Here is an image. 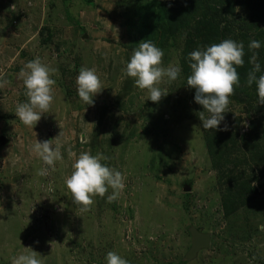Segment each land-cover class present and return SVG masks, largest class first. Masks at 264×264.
Segmentation results:
<instances>
[{
  "label": "rangeland",
  "instance_id": "rangeland-1",
  "mask_svg": "<svg viewBox=\"0 0 264 264\" xmlns=\"http://www.w3.org/2000/svg\"><path fill=\"white\" fill-rule=\"evenodd\" d=\"M164 18L160 0H0V79L9 81L0 87V264L29 246L43 264H106L109 251L129 264H264V176L254 182L252 200L226 216L229 183L213 168L183 69L161 83L169 94L159 103L124 75L132 49L146 39L163 50L164 66H181L187 29L169 34ZM228 19L224 39L261 41L255 50L264 57V8L237 4ZM35 57L57 72L55 100L32 129L15 110L28 99L21 69ZM81 67L94 68L104 88L94 105L78 97ZM254 106L263 110L247 113L245 103L230 97L220 125L237 127L238 139L251 115L264 128V105ZM49 139L63 159L41 176L44 165L31 149ZM82 151L108 156L125 182L116 200L107 201L109 189L93 196L87 211L65 185ZM232 162L227 170L251 171ZM193 230L211 242L189 259Z\"/></svg>",
  "mask_w": 264,
  "mask_h": 264
},
{
  "label": "clouds",
  "instance_id": "clouds-1",
  "mask_svg": "<svg viewBox=\"0 0 264 264\" xmlns=\"http://www.w3.org/2000/svg\"><path fill=\"white\" fill-rule=\"evenodd\" d=\"M260 47L261 41L258 40H252L248 45L250 51ZM163 55V50L151 40H142L138 47L132 49L123 69L124 75L132 78L139 89L147 90L148 100L154 103H159L169 94L167 88L160 86L161 83H171L182 73L179 64L164 66ZM244 56V43L230 38L198 46L188 53L190 73L186 77L185 85L195 90L194 101L203 108V111L199 112V117L204 129L216 130L224 120L234 88L240 86L237 69L245 64ZM257 56L258 53L253 51L249 59L253 67L247 74L246 83L249 87L256 85L257 103L264 105V69ZM56 72L57 69L44 63L40 57L29 60L21 69L20 75L28 99L17 105L15 115L25 126L34 129L43 114L49 113L55 100L56 80L53 76ZM257 73L261 74L257 76ZM7 83L9 81L0 79V87ZM76 84L78 97L87 106L94 105V98L104 89L94 68L81 67ZM60 135L61 132L54 139L58 140ZM54 139L36 140L32 145V152L44 165L38 170L41 176L48 175L55 169L56 162L63 159L59 144L54 143ZM109 159L103 153L92 154L90 151H82L72 164V172L65 178V185L71 193L73 203L79 204L81 211H87L93 203V196L103 198L111 189L106 199L112 202L124 190V176L121 171L107 163ZM26 248L29 251L13 256L11 264H43L41 254L30 246ZM105 260L106 264H129L126 258L114 251H109Z\"/></svg>",
  "mask_w": 264,
  "mask_h": 264
},
{
  "label": "trees",
  "instance_id": "trees-1",
  "mask_svg": "<svg viewBox=\"0 0 264 264\" xmlns=\"http://www.w3.org/2000/svg\"><path fill=\"white\" fill-rule=\"evenodd\" d=\"M237 4L248 5L250 7H263L264 0H160V6L165 12L164 21L167 23V33L175 34L186 32V43L184 55L181 60V67L185 79L190 73L188 64V53L198 46L218 43L226 36V31H230L232 21H228L229 16L234 15ZM228 19V20H227ZM225 23V26L222 24ZM247 24L243 27L249 28ZM245 38V35H243ZM252 41L245 42V64L237 69L240 76V86L234 88L231 98L245 103L247 113L251 110L262 111L263 108L254 106L257 104L256 85L249 87L246 83L247 74L253 65L249 62L253 51L249 50L248 45ZM262 69H264V57L258 58ZM261 73H257L259 76ZM186 81V80H185ZM189 88V87H188ZM191 89V88H189ZM193 93L195 94V90ZM197 109L203 111L201 105ZM254 113V112H252ZM249 126L247 132L240 135L237 127L229 128V125L219 126L216 130H205V142L211 156L213 168L218 170L221 178H225L229 187L223 194L222 207L226 216L234 214L240 206L247 205L252 196L258 193V187L254 182L264 176V128L258 123L254 115L248 117ZM240 125L242 121L238 119ZM237 150L244 151V155L237 162L230 160L232 153ZM232 162L234 167L239 164L249 165L251 171L235 169L227 170V164Z\"/></svg>",
  "mask_w": 264,
  "mask_h": 264
},
{
  "label": "water",
  "instance_id": "water-1",
  "mask_svg": "<svg viewBox=\"0 0 264 264\" xmlns=\"http://www.w3.org/2000/svg\"><path fill=\"white\" fill-rule=\"evenodd\" d=\"M192 236L193 244L187 255L189 259L193 258L199 250L208 248L211 242V237L208 234H202L196 230L192 231Z\"/></svg>",
  "mask_w": 264,
  "mask_h": 264
}]
</instances>
